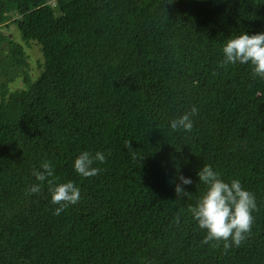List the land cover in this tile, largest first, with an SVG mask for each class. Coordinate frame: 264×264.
<instances>
[{"label":"trees","instance_id":"16d2710c","mask_svg":"<svg viewBox=\"0 0 264 264\" xmlns=\"http://www.w3.org/2000/svg\"><path fill=\"white\" fill-rule=\"evenodd\" d=\"M12 23L40 45L35 77L1 30ZM243 33H264V0H0V264H264V78L221 66ZM193 106L192 131H173ZM84 151L106 156L94 177L75 171ZM45 161L81 191L60 215L47 181L28 194ZM204 165L256 197L250 234L227 252L189 212Z\"/></svg>","mask_w":264,"mask_h":264},{"label":"clouds","instance_id":"9594fccd","mask_svg":"<svg viewBox=\"0 0 264 264\" xmlns=\"http://www.w3.org/2000/svg\"><path fill=\"white\" fill-rule=\"evenodd\" d=\"M222 53L224 59L221 66L251 62L253 75L264 78V33L253 35L243 33L235 38H229ZM198 111V108L193 106L190 111H185L180 117L171 120V129L191 132L194 127L193 117L198 114ZM125 146L132 151L131 141H125ZM97 161L106 162L104 153L97 151L93 155L84 151L74 161L75 171L85 178L94 177L101 171L92 166ZM41 169L33 173L40 184L32 185L28 189L29 195L39 193L41 185L47 181L51 203L58 205L54 211L55 215H60L70 205H75L80 201L81 191L73 182L60 184L54 182V170L50 162H43ZM177 169L179 171L178 165ZM197 175L200 183L207 186V191L195 206H189V212L198 222V227L207 230L203 243L223 241L225 252L234 246H241L250 234L254 223L253 212L257 210L255 195L244 190L238 179H233L230 183L224 182L220 178V173L214 171L210 165H204ZM178 179L181 183L176 184L177 195L190 196V193L185 191L184 185H191L192 179L183 175H179Z\"/></svg>","mask_w":264,"mask_h":264},{"label":"rangeland","instance_id":"374dc122","mask_svg":"<svg viewBox=\"0 0 264 264\" xmlns=\"http://www.w3.org/2000/svg\"><path fill=\"white\" fill-rule=\"evenodd\" d=\"M48 2L51 4H54L55 0H48ZM18 16H19L18 12L17 13L12 12L10 15V18L8 19V22H11V20L14 18H18ZM1 30L10 31V36L15 37L19 42L23 44L25 52H26V58L29 62L26 69L28 73L31 75V77H35L39 73V70H40L38 62L42 61L43 59L40 45L34 41H29L28 43L22 41L20 38V31H19L17 23H12L8 26H2ZM6 47H7L6 42L2 43V46L0 45V50L3 49V52H1L2 54L5 52ZM3 56L0 55L1 57L0 59L4 58ZM22 85H23V79H22V76H19V77H16L13 81H10L8 83V89L12 90L15 88H19Z\"/></svg>","mask_w":264,"mask_h":264}]
</instances>
